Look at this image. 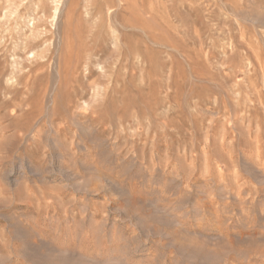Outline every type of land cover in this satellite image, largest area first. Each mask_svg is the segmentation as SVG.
I'll list each match as a JSON object with an SVG mask.
<instances>
[{"label": "rangeland", "instance_id": "rangeland-1", "mask_svg": "<svg viewBox=\"0 0 264 264\" xmlns=\"http://www.w3.org/2000/svg\"><path fill=\"white\" fill-rule=\"evenodd\" d=\"M0 264H264V0H0Z\"/></svg>", "mask_w": 264, "mask_h": 264}]
</instances>
